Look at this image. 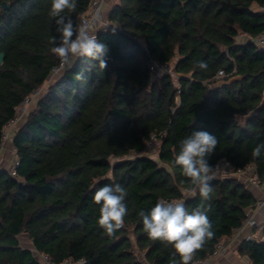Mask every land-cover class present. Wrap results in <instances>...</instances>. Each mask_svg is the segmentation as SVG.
Listing matches in <instances>:
<instances>
[{
  "label": "trees",
  "instance_id": "obj_1",
  "mask_svg": "<svg viewBox=\"0 0 264 264\" xmlns=\"http://www.w3.org/2000/svg\"><path fill=\"white\" fill-rule=\"evenodd\" d=\"M91 2L77 0L76 10L65 14L77 25ZM263 5L264 0H116L105 16L109 26L94 28L109 48L107 67L75 59L12 134L19 164L0 169V264H46L41 254L55 264L66 258L83 264H181L171 245L148 237L138 212L148 213L159 200L184 199L189 212L200 205L198 191L188 194V178L174 165L179 142L197 130L217 137L210 164L226 161L236 176L210 181L205 204L214 236L190 264L241 227L259 201L252 188L264 186V149L261 157L252 156L264 144V45L255 41L264 32ZM50 8L51 0H0V145L18 106L59 63L51 52L58 33ZM153 60L172 63L179 78L154 73ZM198 61L208 69L196 68ZM221 69L225 75L218 78ZM201 111L204 118L197 120ZM162 132L154 156L124 158L145 151L152 135ZM113 157L119 160L113 163ZM115 183L128 193V215L109 236L98 224L100 206L93 196ZM259 228L264 236V221ZM23 235L39 258L21 244ZM237 250L246 258L242 264H264V239L243 240Z\"/></svg>",
  "mask_w": 264,
  "mask_h": 264
},
{
  "label": "clouds",
  "instance_id": "obj_2",
  "mask_svg": "<svg viewBox=\"0 0 264 264\" xmlns=\"http://www.w3.org/2000/svg\"><path fill=\"white\" fill-rule=\"evenodd\" d=\"M77 8V0H51L50 17L54 18L57 36L51 38V52L60 60L62 67H71L76 58L98 62L101 70L107 67L105 57L109 52L108 46L101 42L93 30L94 23L74 25L68 13ZM99 17H94L93 22ZM94 65H89V70ZM196 68L208 69L206 61H198ZM223 75V73H219ZM82 78V73L77 74ZM217 137L207 130L193 131L179 142V152L174 157V165L182 169V174L188 178L190 187L186 190L190 196L197 191L201 197L200 205L191 212L183 202H165L159 200L148 213L140 210L144 231L152 240H159L174 249L173 255H178L181 264H190L195 252L203 247L207 240L214 236L213 225L209 220L210 205L205 204L211 200L210 181L215 177L216 165L209 160L217 147ZM264 144L257 145L252 156L259 158L262 155ZM194 186V187H191ZM128 193L119 184L105 185L97 189L93 202L99 205V226L111 236L123 228L124 218L128 215L125 202ZM169 264H177L171 259Z\"/></svg>",
  "mask_w": 264,
  "mask_h": 264
},
{
  "label": "built area",
  "instance_id": "obj_3",
  "mask_svg": "<svg viewBox=\"0 0 264 264\" xmlns=\"http://www.w3.org/2000/svg\"><path fill=\"white\" fill-rule=\"evenodd\" d=\"M107 2H108V0H92L88 12L80 17L77 25H80L83 23H89V24L94 23V27H93L94 31H95L94 28L97 29L98 27L99 28L108 27L109 23L106 19H104V13H103L104 6ZM260 9L264 10V5L262 7H260ZM94 17H99V20L93 22ZM243 36H244V34H243ZM255 41L259 45H264V32L260 36H258L255 39ZM65 68H66V66L65 67L61 66L60 60H59V63L52 67L51 75L48 79V82L53 81L56 78V76L60 75L63 72V70ZM150 70H152L156 74H170V75L174 76L176 79L179 78V75L177 74L173 64L169 63V62L160 63V62L153 60L150 63ZM221 72L223 73V75H219V73H221ZM224 75H225V72L223 69L219 70L217 73L218 78L222 77ZM37 91H38V89L35 92H33L32 94L33 95L37 94ZM28 97L22 102V104H24L26 101L27 102L30 101V99ZM19 119L20 118H19L18 114H16L15 118L7 123L6 128L8 127L11 129L12 127H14ZM6 128H5L4 134H3V142L0 145V154L3 150V148L5 147V143L7 142L8 137H9L8 133H7L8 128L7 129ZM164 134H165V132L154 133L152 135L150 141L148 142L147 149L152 145L156 146ZM13 149H14V152L16 153V149L15 148H13ZM18 164H19V162L16 159L15 160V166H17ZM224 169L231 172L230 164L226 161H221L217 166V170H224ZM13 173H14V171H13ZM237 173L238 174H247L248 171L247 170H239ZM249 180H250V182H252V184L259 186V180L257 179V177L251 175V176H249ZM165 202H183L184 203V199L166 200ZM261 210H264V198L259 199L257 205L253 209L248 211L247 218L241 227L237 228L234 231V233L231 234L230 236H227V239H226V237H225V239H222L216 245L215 251L212 254H210L205 259L195 261L194 264H209L210 262L214 261L215 259H218L227 251V249L229 247L228 243H226L227 240H233L236 237H238L240 234H242L243 232L246 233L245 240L260 239L259 234H258L259 232H258V230H255V228L260 226L259 220L257 219V214L260 213ZM41 257L45 262H47V264H55L54 262L51 261V259L47 255L41 254ZM83 263L84 262L82 259L66 258L61 264H83Z\"/></svg>",
  "mask_w": 264,
  "mask_h": 264
},
{
  "label": "crops",
  "instance_id": "obj_4",
  "mask_svg": "<svg viewBox=\"0 0 264 264\" xmlns=\"http://www.w3.org/2000/svg\"><path fill=\"white\" fill-rule=\"evenodd\" d=\"M116 0H108L107 2V6H105V13H104V19L105 16L108 15L107 13L110 10V6L115 2ZM113 2V3H111ZM243 37V35H242ZM244 41V39H243ZM45 93V92H44ZM43 93V94H44ZM13 146V145H12ZM13 149V148H12ZM5 152V147L3 148L1 154H0V169L1 168H6L9 169L12 165V162H9L8 160L5 159V155L3 154ZM3 154V156L1 157V155ZM217 174H215L216 178H220V177H228L230 173H233L232 171H222V170H216ZM218 171H221L223 173H219ZM230 172V173H229ZM221 175V176H220ZM236 175V174H235ZM235 175H231V176H235ZM252 190L254 191V193L257 195V197L259 199L264 198V186L262 187H253ZM263 213L264 210H261L260 213L257 214V219L259 220V223L262 224L264 219H263ZM258 234H259V238L260 239H264V236L262 234V230L259 228L258 229ZM22 237H25L26 239L22 240ZM21 237V244L24 247H28L30 249H34L32 242L29 240L27 235H23ZM246 237V233L243 232L242 234H240L238 237H236L233 240H227L226 243H228L229 247L227 249V251L218 259H215L214 261L210 262L209 264H242L246 261V258L242 255L239 254L237 248L239 246V244L245 240ZM225 239V238H223ZM227 239V237H226ZM41 256V255H40Z\"/></svg>",
  "mask_w": 264,
  "mask_h": 264
},
{
  "label": "rangeland",
  "instance_id": "obj_5",
  "mask_svg": "<svg viewBox=\"0 0 264 264\" xmlns=\"http://www.w3.org/2000/svg\"><path fill=\"white\" fill-rule=\"evenodd\" d=\"M113 3V2H111ZM257 8V7H256ZM244 37H240L239 38V41H243ZM245 40V39H244ZM59 76V75H58ZM57 78V76H56ZM56 78L51 81V82H45L37 91V94L33 95L31 94L28 98L30 99L29 102H25L24 104H21L20 106H18L17 108V114L19 116V120L18 122L16 123V125L14 127H12L11 129L8 128V140L7 142L5 143V152L3 153L5 155V159L8 160L9 162H14L16 160V153L14 152V149L13 148V144H12V138H13V133L14 131L17 129L18 126L21 125V123H23L29 116V114L31 113V111L35 108V106L37 105V102L39 101V99L45 94L44 92H47L49 86L56 80ZM44 93V94H43ZM6 128V129H7ZM156 146L152 145L150 146L148 149L146 148L145 151H132L130 154H128L126 157L124 158H132V157H136V156H139V155H142V154H145L147 153L148 155L149 154H153V156L156 154ZM3 154L1 155V157L3 156ZM117 160H119V158L117 157H113L112 158V162H116ZM12 166V165H11ZM222 171H227V170H222ZM219 173L221 171H218ZM215 173L217 174V171L215 170ZM223 173V172H221ZM230 173V172H229ZM229 176L231 175H235V173H230L228 174ZM242 176H246V174H240ZM221 176V175H220ZM236 176V175H235ZM246 178V177H245ZM245 178H242V180H244ZM26 239L25 237H22V240ZM34 252H36L34 250ZM37 254V252H36ZM37 257L39 258V254H37ZM47 264V262H45Z\"/></svg>",
  "mask_w": 264,
  "mask_h": 264
},
{
  "label": "water",
  "instance_id": "obj_6",
  "mask_svg": "<svg viewBox=\"0 0 264 264\" xmlns=\"http://www.w3.org/2000/svg\"><path fill=\"white\" fill-rule=\"evenodd\" d=\"M2 7L3 8H7V3L3 2L2 3ZM5 59V53L4 52H0V66L2 65V63L4 62ZM204 118V114L203 111H201L197 117V120L203 119Z\"/></svg>",
  "mask_w": 264,
  "mask_h": 264
}]
</instances>
